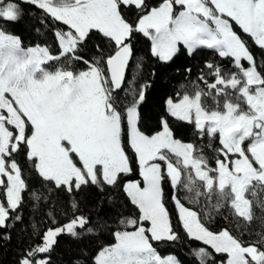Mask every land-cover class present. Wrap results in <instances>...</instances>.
<instances>
[{"label":"snow or ice","instance_id":"1","mask_svg":"<svg viewBox=\"0 0 264 264\" xmlns=\"http://www.w3.org/2000/svg\"><path fill=\"white\" fill-rule=\"evenodd\" d=\"M21 2L34 5L67 28L54 30L58 54L48 46L25 47L18 36L3 27L4 23L17 22L24 14L22 8L14 0H0V188L4 190L0 229L22 221L17 210L28 190L14 154L25 150L42 180L68 194L75 212L77 193L92 186L102 193L105 187L116 189L122 176L133 173L126 134L142 183L129 181L123 191L139 216L119 220L124 228L133 230L115 231L116 242L103 247L94 264H181L174 255L162 258L154 247V242L180 239L165 206V179L174 190L179 221L190 239L221 254L220 264H264V233H256L259 239L249 242L229 229L213 232L201 214L186 207L176 194L180 190L193 193L186 197L192 203L215 196L213 208L219 211L221 203H226L246 229L254 219H260L253 204L264 209V57L252 52L234 30L233 22L264 51V0H161L156 7L146 0ZM132 6L141 12L136 24L122 14V8ZM94 33L111 43L112 52L105 56L96 45L98 54L85 58L82 53ZM135 33L151 40L153 56L164 63L172 61L181 45L189 55L203 48L232 60L235 72L205 62L207 72L201 69L198 83L193 82L196 91L178 93L166 101L172 117L192 124L201 139L209 137L210 149L211 141L218 137L221 147L214 149L218 153L215 167L203 155L202 146L201 154L194 155L197 146L175 138L167 120L162 118V130L154 134L140 129V106L149 85L140 86L138 91L133 84L125 87ZM61 60L65 64L82 62L85 68L48 69L52 62ZM136 67L139 70V65ZM185 71L191 74L192 69ZM208 98L215 109L209 108ZM197 181L202 182V189ZM35 199L40 196L35 195ZM108 202H113L111 195ZM102 206L103 199L98 202V207ZM104 227L107 221L90 222L86 216L74 215L65 224L47 229L42 243L27 251L20 264H50L45 254L53 251L58 237L78 241ZM10 238L0 235V239ZM213 252L200 247L194 255L199 264H208L214 260Z\"/></svg>","mask_w":264,"mask_h":264},{"label":"trees","instance_id":"2","mask_svg":"<svg viewBox=\"0 0 264 264\" xmlns=\"http://www.w3.org/2000/svg\"><path fill=\"white\" fill-rule=\"evenodd\" d=\"M23 10V15L17 22H7L3 24L6 32L18 36L25 47L48 46L53 54H58L54 30L57 28L66 29V26L60 22L54 21L41 9L34 5L22 3L21 0H14ZM161 0H146L151 7L159 5ZM122 14L132 24H136L140 18L141 12L134 6L122 8ZM41 20L44 23H41ZM3 23V22H0ZM39 29V31H37ZM238 34L244 38L252 52L257 57H264V51L260 50L247 34L236 26ZM96 45H99L105 56L112 52L111 43L102 37L99 33H94L93 38L88 42L87 48L82 53L85 58L96 56ZM133 59L127 75L125 87L129 81L134 82V87L138 91L140 86L148 84L145 100L140 106L141 119L140 129L145 134H154L161 130V120H167L170 128L174 132L175 138L183 142H191L201 148L209 164L215 163V157L218 155L213 148L221 147L218 139L215 138L211 143V149L208 147V137L200 138L199 133L192 124L179 121L170 116L167 112L166 101L169 97L176 98L177 94H192L196 91L193 82L196 81L198 72L204 69L205 62H212L221 65L224 69L235 72L233 62L230 58H222L214 50L198 49L192 55L181 45L180 51L168 63L161 62L153 56L151 42L141 33H135L132 39ZM139 65V70L137 69ZM54 66H64L68 70L79 71L85 68L82 62L69 61L67 64L63 60L52 62L48 67L49 70H55ZM191 68V74L186 73V69ZM207 72V69H204ZM211 79V78H209ZM198 83V81H196ZM203 87L202 84L199 85ZM224 98H220L221 105ZM209 108L215 109L216 105L208 98ZM246 109L245 104L241 105ZM221 110H223L221 108ZM206 139H205V138ZM124 142L127 154L130 157L131 165L134 169L130 175L122 176L119 184L120 187L113 189L105 187L102 193L94 186L87 190L77 193L78 207L75 212L70 207L69 196L63 189L55 190L51 182L43 181L27 159L25 150L14 154V158L20 164L26 179L28 190L23 193L24 202L17 211L22 216V221H13V226L9 229H0V235L10 236V239H0V264H20L21 258L32 247L42 243L41 237L49 228L58 224H65L72 219L74 215H82L89 218L90 222L107 221V227L97 229L94 235H85L81 240H73L69 236H60L57 238V244L50 254H45V258L50 260V264H94L95 256L106 246L115 242L114 232L123 230H132L131 227L124 228L119 224L121 218H136L139 216L138 209L130 202V199L123 191V186L130 180H138L141 177L138 172V164L135 154L127 146V135L124 136ZM216 154V155H215ZM162 187L165 193V206L169 211L174 231L179 234L180 239L171 242H154V247L160 255H175L181 264H199L194 255L195 250L205 247L198 241L190 239L181 222L173 203L174 190L167 179L163 181ZM52 189L50 192L49 189ZM4 190L0 188V198L3 197ZM35 195L40 199L36 200ZM113 197V202H108V196ZM179 197L186 207H189L201 214L205 226L213 232H219L223 229H229L233 235L240 236L241 239L254 242L259 239L256 233H264V209L257 208L253 204V211L260 219H254L247 229L244 222L234 214L228 205L223 206L219 211H215L207 216L204 211L198 207L186 203L179 191ZM103 199V206L98 207V202ZM264 199V194H261ZM49 213L52 216H49ZM211 217V218H209ZM54 218V219H53ZM55 221V222H54ZM237 225H241L237 227ZM87 227V226H86ZM79 231V230H78ZM243 233V235H241ZM209 252H213L208 248ZM214 253V252H213ZM224 257L216 255L214 260L208 261V264H217Z\"/></svg>","mask_w":264,"mask_h":264},{"label":"rangeland","instance_id":"3","mask_svg":"<svg viewBox=\"0 0 264 264\" xmlns=\"http://www.w3.org/2000/svg\"><path fill=\"white\" fill-rule=\"evenodd\" d=\"M177 7H179V6H177ZM138 22V21H137ZM136 22V23H137ZM233 25H234V30L235 31H237L236 30V26H238V25H235V23L233 22ZM239 27V26H238ZM66 28H67V26H66ZM150 40V39H149ZM150 42H151V40H150ZM151 49H152V42H151ZM245 64H246V62H244ZM128 84H133L134 85V82L131 80V81H129L128 82ZM168 112V111H167ZM168 114L170 115V113L168 112ZM171 116V115H170ZM162 130V129H161ZM204 136H206V135H204ZM208 137V136H207ZM205 138V137H204ZM206 139V138H205ZM217 139H218V137H217ZM214 140H215V138L211 141V143H214ZM183 142V141H182ZM208 143H209V137H208ZM195 145V144H194ZM196 146V145H195ZM213 148V147H212ZM214 149L215 148H213L212 150L214 151ZM201 148L199 147V146H197V151L196 152H194V155H200L201 154ZM202 153H203V150H202ZM216 154H218V153H216ZM215 154V155H216ZM203 155L205 156V154L203 153ZM211 166H213V167H215V163L213 164V165H211ZM138 172H139V168H138ZM141 177V176H140ZM6 179V178H5ZM130 181H133V180H130ZM134 181H138V180H134ZM129 182V181H128ZM127 183V182H126ZM141 183H142V177H141ZM197 184L201 187V189H202V187H203V184H202V182H199V181H197ZM181 192H182V197H183V199H184V201L186 202V203H188V204H190V205H193V206H196V207H198L201 211H204V213L207 215V216H209L210 214H212L213 212H215L216 210L213 208V205L214 204H216L217 203V199H216V197L215 196H213L212 197V199L209 201V200H207L206 198H204V197H200L199 199H198V202H196V203H192V202H190L188 199H186V197L187 196H192V195H194L193 193H186L184 190H180ZM179 193V192H178ZM178 193H176L177 195H178ZM173 203H174V201H173ZM174 205H175V203H174ZM225 205H227L226 203H221V207L220 208H222L223 206H225ZM175 208H176V206H175ZM219 208V209H220ZM176 210H177V213H178V209L176 208ZM193 210V209H192ZM195 211V210H194ZM182 225V224H181ZM133 230V229H132ZM129 231H131V230H129ZM116 242V241H115ZM114 242V243H115ZM199 243H201L202 244V242H200V241H198ZM113 245V244H112ZM203 245V244H202ZM109 246H111V245H109ZM205 247H207V249L209 248L208 246H206V245H204ZM106 247H108V246H106ZM169 255H171V254H169ZM216 255H221V254H215V253H213V257H214V259H215V256ZM168 255H165V256H163V255H161V257L162 258H166ZM175 256V255H174ZM176 257V256H175ZM177 258V257H176ZM178 259V258H177ZM217 264H220V262H218Z\"/></svg>","mask_w":264,"mask_h":264},{"label":"water","instance_id":"4","mask_svg":"<svg viewBox=\"0 0 264 264\" xmlns=\"http://www.w3.org/2000/svg\"><path fill=\"white\" fill-rule=\"evenodd\" d=\"M131 61H132V60H131ZM131 61H130V63H129V68H130ZM128 71H129V69H128ZM128 71H127V73H126V81H127Z\"/></svg>","mask_w":264,"mask_h":264}]
</instances>
